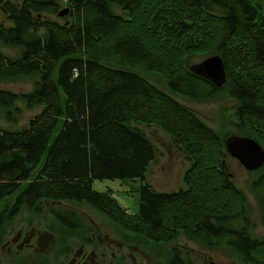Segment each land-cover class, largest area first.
Wrapping results in <instances>:
<instances>
[{"label":"trees","instance_id":"16d2710c","mask_svg":"<svg viewBox=\"0 0 264 264\" xmlns=\"http://www.w3.org/2000/svg\"><path fill=\"white\" fill-rule=\"evenodd\" d=\"M61 5L68 7V19L59 23L47 17L49 12L58 13ZM114 5L124 14L115 13ZM0 6L11 23L0 26V43L21 50L17 59L0 53V78H37L31 92L0 89V108H10L16 100L42 107L26 127L0 129V201L11 195L14 199L0 211V229L23 207L41 214L47 201H80L145 239L168 242L185 231L210 246L228 244L247 261L264 264V243L231 227V221L243 214L246 200L244 191L220 167L223 137L136 73L140 69L162 73L171 93L192 100L215 97L222 86L190 72L187 59L192 54H218L237 118L248 134L264 143L260 4L0 0ZM137 124L164 131L190 164L183 177L185 187L176 191L159 192L148 182L133 186L138 207L130 214L112 190L96 191L92 181L119 179L128 185L136 178L143 180L157 149ZM70 206L52 209L56 231L63 237L84 226L82 212ZM66 214L75 221L65 219ZM80 233L84 237L87 232Z\"/></svg>","mask_w":264,"mask_h":264},{"label":"rangeland","instance_id":"374dc122","mask_svg":"<svg viewBox=\"0 0 264 264\" xmlns=\"http://www.w3.org/2000/svg\"><path fill=\"white\" fill-rule=\"evenodd\" d=\"M251 3L260 4L264 12V0H251ZM62 7L64 5L59 6L57 11ZM113 10L118 15L124 14L118 5H114ZM47 17L59 23L68 19V16H59L57 12H49ZM10 24L0 7V26ZM0 53L2 56L17 59L21 50L19 47L4 46L0 43ZM205 56L207 55L192 54L187 59L188 65L202 60ZM136 73L141 74L160 91L168 93L182 105L190 108L220 136L226 137L230 133L243 134L247 131L237 118L235 99L226 91L228 87L225 84L215 97L192 100L185 95L171 93L162 73L146 69H140ZM36 80L35 76H19L9 80L0 78V89L14 93L31 92ZM261 98V104L264 105V94ZM16 101L10 108H0V129H22L41 112L40 105L27 107L24 101ZM137 125L146 131L157 149L155 158L145 170L143 180L136 178L128 181L129 186L121 184L119 179L92 181L93 189L96 191L112 190L120 205L124 206L130 214L134 213L138 207L136 205L138 194L134 192L133 186L148 182L154 190L159 192L176 191L185 187L183 177L190 164V159L185 157L182 148L175 145L160 128L153 125ZM223 166H226L231 173L229 179H232L233 183L244 191L245 211L249 212L250 231L254 235L259 233L264 235V231L260 228L262 227L260 212L264 189L254 184L253 181L257 175L249 174L239 167L232 157L224 156ZM13 200V195L3 197L0 201V211L4 205L12 203ZM58 203L45 202L44 212L41 214L23 207L13 219L4 223L0 229V264H212V261L217 264H254L253 261H247L237 254L234 247L228 244L222 242L210 246L201 238L185 231H179L178 236L168 242L145 239L123 229L104 212L80 201L66 204L82 212L79 218L83 219L81 223L84 226L78 229L86 230L87 233L83 236L88 239L85 241L81 231L72 230L63 237L56 231L58 220L52 209L58 206L64 208L66 204ZM64 217L68 221H75L70 214ZM243 224L241 217L231 221V227L239 228ZM227 225L230 226V223ZM59 237L62 240H59ZM174 248L177 249L176 252L173 251Z\"/></svg>","mask_w":264,"mask_h":264},{"label":"water","instance_id":"95a60500","mask_svg":"<svg viewBox=\"0 0 264 264\" xmlns=\"http://www.w3.org/2000/svg\"><path fill=\"white\" fill-rule=\"evenodd\" d=\"M68 7H63L58 12L59 16L67 15ZM192 73L208 80L214 86L221 87L226 83V70L218 54L209 55L200 62L189 65ZM228 153L237 157L247 169H252L264 161V150L253 138L241 135H229L225 142ZM212 264H217L212 261Z\"/></svg>","mask_w":264,"mask_h":264},{"label":"flooded vegetation","instance_id":"af4514ba","mask_svg":"<svg viewBox=\"0 0 264 264\" xmlns=\"http://www.w3.org/2000/svg\"><path fill=\"white\" fill-rule=\"evenodd\" d=\"M13 1V0H12ZM21 0L19 1H16V3H20ZM1 7V6H0ZM69 14V13H68ZM67 15H63V16H68ZM59 15V14H58ZM61 16V15H60ZM6 18H7V14H6ZM256 38V36H255ZM209 56V55H207ZM206 57V56H205ZM203 57V58H205ZM222 59V58H221ZM203 60V59H202ZM201 61V60H200ZM200 61H197V62H200ZM224 63V61H223ZM224 70H225V64H224ZM208 81V80H207ZM211 83V82H210ZM229 135H241V136H244V137H251L253 138L260 146H262L263 150H264V143L261 141H258L256 139V137L252 134H248L247 131L243 132V134H236V133H230L228 134ZM228 136L226 137H223V146H224V154H223V158L220 162V167L223 169V172L226 174V176L228 177L229 179V176L231 173L228 172L226 166H223V159H224V156H228V157H232V159L239 165V167H242L246 172H248L249 174H256L257 177H255V181L254 184L256 185V187H261L264 189V161L258 165L257 167L255 168H252V169H247L246 167H244V165L239 161V159L237 157H234L232 156L230 153H228L227 149H226V146H225V142H226V139L228 138ZM257 178V179H256ZM232 180V179H231ZM233 182V181H232ZM235 185V184H234ZM236 186V185H235ZM237 187V186H236ZM263 195H264V190H263ZM263 201H262V211L260 212V218H261V221H262V230L264 231V196L262 197ZM249 213V212H248ZM248 213L247 211H243V214L240 216L241 219L243 220L244 224L242 227H239V228H235L233 230H235L237 233L241 234V233H245V234H249L251 237H252V240H254V242L256 243H260L262 245V243H264V235L262 233H259V235H254L253 232L250 231V225H249V216H248ZM230 229V228H229ZM231 230V231H233Z\"/></svg>","mask_w":264,"mask_h":264}]
</instances>
